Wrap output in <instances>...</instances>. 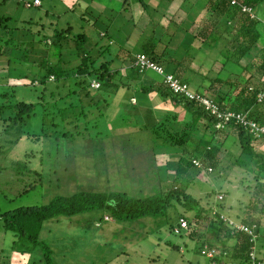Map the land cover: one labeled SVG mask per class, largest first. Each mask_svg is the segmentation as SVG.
I'll return each mask as SVG.
<instances>
[{"label":"rangeland","instance_id":"rangeland-1","mask_svg":"<svg viewBox=\"0 0 264 264\" xmlns=\"http://www.w3.org/2000/svg\"><path fill=\"white\" fill-rule=\"evenodd\" d=\"M33 1L9 0L7 5L3 3L0 5V16H12V20L3 25L7 26L0 29L1 35L7 37L5 39H10L12 36L16 49V45L27 41L11 56L12 63H9V60L0 61V84H3V86L0 85V91L8 87V81L12 86L11 80L15 78L28 76L26 80L31 81L37 72L47 71L46 66L34 68V60L42 61L49 55L52 62H58V57L61 56L57 55V57L53 52H61V47H52L54 50L52 53L43 48L30 49L27 56L29 63L24 62L23 50L31 43L45 38L46 34L55 32L58 28H67L69 23L76 27L74 34L78 35L83 31L88 34L90 42L86 45L87 49L94 47L96 41L100 39L99 34L104 36L110 32L112 36L116 35L117 38L113 37L116 43L112 44V54L107 55L117 58L116 54H118L117 65L123 63L119 68L123 76L128 73L126 66H132L133 59H138V56L143 54L138 38L141 33L146 37L148 14L135 0H81L79 4H77L79 0H41L36 1L38 6L43 3L40 8L26 6L27 2ZM1 2L3 0H0ZM132 2L134 6L130 9ZM177 2L175 0V3ZM263 9L264 6H260L258 14L262 13L264 17ZM46 11L49 12L48 16L45 14ZM83 16L85 19H82ZM43 24L46 30L40 35L38 29ZM201 25L192 29L194 33L192 34L194 36L198 34V39L201 32L205 30ZM153 29L156 30L154 33L156 37L160 35L163 28L159 25ZM119 38L122 40L117 41ZM230 39V46H236L237 38L234 34H231ZM52 40L54 39L51 38L48 42ZM202 43L203 40L196 42L198 47ZM0 45L5 46V42H0ZM203 45L205 46L206 43ZM263 48L264 39L253 49L251 56L245 59L244 63L258 61L264 54ZM77 53L79 50L74 41L65 47L62 54L67 67L73 68L75 63L80 61ZM196 53L203 58L193 60V66H205L203 71L209 75L210 71L206 65H212L211 60L206 58L204 50L195 51L194 54ZM124 57L126 58L122 61ZM215 64L212 69L217 75L222 63L220 61L218 66ZM4 67H6L5 70ZM228 67H231V64ZM229 72H232V67ZM235 74H238L237 71L229 76L238 77ZM262 75L256 68L252 84L259 83ZM154 76L156 80L160 79L159 75ZM177 77L183 81L179 76ZM201 80L199 79V82ZM202 81L201 85L206 81L205 86L209 87L211 84L209 80ZM22 83L15 86L19 98L37 100V91L33 92L29 85ZM185 83H188L195 91L206 90L205 87L200 88L189 82ZM221 91L225 94L228 87L223 85ZM132 95L139 101V108L134 107L143 112L142 108H146V93L141 91V88L134 87L130 91H125L124 96H118L112 100V107L107 112L108 116L105 115L102 120H89L87 129L86 120L79 122L78 127L75 123L66 124L65 130H71L72 134L78 130L81 133L87 132L85 139L75 138L77 136L66 138L59 132L57 120L55 125L53 120H46V122L41 120L42 111L40 110L38 115L22 128L19 125L8 129V122L0 120V210L2 213L21 206L45 205L58 196H69L81 191H120L135 197H145L168 186L174 173L168 171L167 161L169 159L172 162L175 161L176 159L171 158L170 154H181L183 150L175 146L165 147L162 141H156L151 132L142 126L146 120H114L125 114L129 115L126 112L127 109L130 112L134 111L130 101L124 105V112L117 106V103L120 105L123 103L122 97L126 99L129 96L131 100ZM207 95L215 98L213 94ZM168 107L178 109L174 104ZM144 113H138L139 117H143ZM110 117L112 119L109 120ZM205 121L202 122L203 126ZM123 122L125 124L123 127L115 126ZM217 126L220 128L221 125ZM108 134L112 136L109 137ZM226 135L218 134L215 144L228 138L226 145L230 147L234 140L231 137H234ZM170 167L173 168L174 165ZM233 168L235 170L232 169L229 173L230 180L220 179L216 176L217 174L210 175L206 169H203L197 184H192L189 191L196 193L200 200L197 205L190 203L191 210L188 216L195 218L196 214L202 212L201 220L193 225L197 230V238L189 237L190 227L182 236L173 234L167 224V218L149 217L120 223L111 216L104 221L107 212L95 211L48 222L42 231L41 239L54 250L55 264H213L214 262L210 259L222 253L225 247L224 241L227 242L225 248L229 249L234 246L235 241L228 239L226 230L213 234L218 227L210 226L212 223L207 218L208 210L212 207L216 212L217 201L221 200L220 197H224L226 198L224 204L227 206L225 217L230 218L231 223L236 227H243L238 219L245 216L244 209L247 204L253 205V201H256L261 205L264 202L262 193L256 195L259 188L254 175L245 172L244 177L236 176V171H240ZM197 172L198 170L193 168L189 175L196 176ZM162 181L167 182L162 183ZM260 182L264 183V180L261 178ZM224 185L225 189L222 188ZM32 186L37 188L32 189ZM213 190L217 191L213 194ZM224 190L230 192L226 194ZM178 209L179 211L172 210L168 218L177 220L179 213L187 212V207L179 205ZM213 221L219 224L218 220L213 219ZM193 226L192 229H194ZM259 242L264 251V235ZM177 244L180 245V251L174 248ZM203 244L207 245L206 252L200 255L199 247ZM210 245L217 249L210 251ZM40 250L36 244L28 240L20 241L13 233L6 232L3 220L0 218V264H47L46 261L42 262L33 255ZM29 255H33V260L29 258ZM227 261L230 264L232 262L230 259Z\"/></svg>","mask_w":264,"mask_h":264},{"label":"trees","instance_id":"trees-1","mask_svg":"<svg viewBox=\"0 0 264 264\" xmlns=\"http://www.w3.org/2000/svg\"><path fill=\"white\" fill-rule=\"evenodd\" d=\"M8 1L3 0L0 5L2 3L7 5ZM36 1L41 0H34L32 3L27 2L26 6L39 8L43 6V3L39 6L36 5ZM135 1L140 3L141 8L144 7L149 16L155 12L156 5L163 6V0ZM233 1L210 0L208 9L211 14L206 15L201 21L205 29L202 35L206 37L210 47L220 51L219 54L224 57V60L221 71L217 75L207 78L211 82L209 87L204 86L206 90L197 92L214 101L218 105L220 113L222 112V116L208 111L199 100L186 99L175 94L164 82V77L158 73L162 77V81L156 84L142 86L131 82L133 80L131 76L121 74L119 68L123 63L117 65L118 54H116L117 58L107 55L112 54V44L116 43V40L113 39L116 35L113 34L114 36H112L110 32L104 36L99 34L100 39L96 41L94 47L87 49L86 45L90 42L88 34L84 31L78 35L74 34L76 27L69 23L67 28H58L55 32L46 34L45 38L31 43L23 50L25 53L24 62L27 63H29L27 56L30 49L43 48L52 53L54 51L52 47L58 46L61 47V52L56 53L54 51L53 53L61 57L57 56L58 62H52L49 55L42 61L34 60V68L35 66H46L47 71L44 73L37 72L31 81L26 80L28 76L15 78L11 80L12 86L8 81V87L11 86L9 89L7 87L4 91H0V120L8 122V129L19 125L21 128L24 127L29 120L38 115V110H40L42 111L41 120L44 122L53 120V125L57 124V120L59 132L66 138L77 136L75 138L85 139L87 132L81 133L78 130L72 134L71 130H65L66 124L75 123L78 127L79 122L86 120L87 129L89 120H102L107 115L114 98L124 96L125 91H130L135 87L141 88L144 93L157 92L165 98L171 97L179 102L182 109L180 112H168L166 115H161L159 110L142 108L145 113L143 117H139L138 113L143 112L134 107H138V104L133 103L135 96L132 95L131 100L129 96L126 99L122 97L123 103L121 105L117 103V106L123 111L124 105L130 101L134 111L130 112L127 109L126 112L129 115L125 114V116L114 120H146L142 126L151 132L156 141H162L165 147H180L183 151L181 154H170L171 158L176 160L172 162L168 158L167 167L169 172L174 173V177L168 182L169 187L163 188L162 185V189L153 195L135 197L120 191H81L69 196H58L45 205L21 206L5 213L0 210V218L3 220L6 232L13 233L20 241L28 240L36 244L41 250L33 255H36L42 262L55 264L53 261L54 250L41 239V234L48 222L60 221L62 217L72 218L101 211L107 212L104 221L110 219L109 216H111L120 223L149 217L167 218V224H169L173 234L182 236L190 227L189 237L197 238V230L193 225L201 220L202 212L196 214L195 218L189 217L188 212L191 210L190 203L197 205L200 197L189 190L192 184L198 181L203 169H206L210 175L217 174L216 176L225 181L230 180L229 173L232 169L235 170L233 167L240 171H236V176L244 177L245 172L251 173L257 180V187L259 188L256 195L260 193L264 195V183L260 182L261 178L264 180V133L256 136L250 125L253 122L259 127H264V54L260 56L258 61L255 60L249 64L244 63V60L251 56L253 49L264 39V17L261 15L262 13L258 14L256 11V8L264 0H235L237 4H233ZM80 2L81 0L77 4ZM133 3L130 4V9L134 6ZM244 6L252 8L253 12H244ZM45 14L48 16L49 12L46 11ZM82 19H85V16ZM212 19L216 20L213 27H211ZM10 20H12L10 15L7 17L0 16V29L6 27L7 25L3 26L4 23ZM40 27L38 34L46 30L44 24ZM222 28H230L233 31L235 38H237L236 46L231 47L229 46L230 43L220 42L219 33ZM5 38L7 37L0 33V42H5V46L0 45V61L9 60V63H12L11 56L27 41L16 45V49L13 37ZM51 38L54 40L49 43L48 40ZM155 38L152 36V39L143 46L144 51L142 53L161 64L154 52L157 48ZM119 40L122 38L117 39V41ZM72 41L75 42L77 50H79L77 55L80 61L75 63L73 68H69L65 64L62 52ZM17 59L20 61L19 58ZM136 60L133 59L131 68L127 67V69H130L132 76L146 74L148 71L142 72L141 67L135 64ZM229 64H231L232 72L237 71L238 74L235 75L238 77L231 78L232 76H229L232 73L229 72L231 68L228 67ZM256 68L263 75L259 83L253 85V79H255L253 74ZM14 69L17 70L18 68L14 67ZM168 69L166 68L168 74L177 75V72ZM177 76L183 81L191 83V78ZM18 83L29 85L33 92L37 91V100L19 98L15 89ZM95 84H99V86H95ZM0 85L3 86V84ZM223 85L228 87L225 94L221 91ZM208 93L213 94L215 98L208 96ZM229 114L233 115L228 117ZM110 119L112 118L110 117ZM204 120L206 121L203 126ZM124 125L123 122L115 126L123 127ZM217 125H221L220 128ZM62 126L64 127L62 128ZM220 133L227 134V137H234H231L234 140L230 147L226 145L228 138L221 140L223 144L219 142L215 144L217 135ZM108 136L112 135L108 134ZM223 146L226 148L224 147V149ZM236 149L239 150L236 151ZM225 150L227 152L224 153ZM172 164L174 165L173 168L170 167ZM193 168L198 170L196 176L189 175ZM165 182L167 181H162V183ZM224 187L225 185L222 188L225 189ZM34 188L37 186H32V189ZM229 190L224 191L228 194ZM216 191L213 190V194ZM220 199L217 201L218 209L216 212L211 207L208 210L207 218L212 223L210 226L218 227L213 234L222 233L226 230L228 239H233L235 243L229 249L225 248L227 242L224 241L225 247L222 253L215 255L210 260L214 262L213 264H224L228 259L232 261L231 264H264V251L261 248L262 244H259L260 238L264 235V202L260 205L253 201V205L249 203L245 207V216L239 218L238 222L248 228L247 231L236 227L235 224L231 223L230 218L225 217L227 206L224 204V199L226 198ZM179 205L187 207V212L179 213L177 220L168 218L172 210L179 211ZM213 219L218 220L219 224H216ZM182 220L187 221V227L182 226ZM186 245H188L187 242ZM206 247L205 244L201 245L198 253L202 255L206 252ZM174 248L180 251L179 244L175 245ZM216 249L217 247L210 245V251ZM29 256L33 260L32 256ZM226 264H230V262L227 261Z\"/></svg>","mask_w":264,"mask_h":264},{"label":"crops","instance_id":"crops-1","mask_svg":"<svg viewBox=\"0 0 264 264\" xmlns=\"http://www.w3.org/2000/svg\"><path fill=\"white\" fill-rule=\"evenodd\" d=\"M177 1L178 2L175 3V0H163V6H155V12L151 16L148 15L146 17V37L142 36V33L140 34V38H138L139 46L141 47V52H143V46L147 44L150 39H152V36H155L154 33H156V30H154L153 27L161 25L163 29L160 32V35H157L155 38L157 48L154 52L156 57L159 58L161 64L165 66V68H169L168 70L172 72H177V75H181L184 78H191L190 81L193 86L202 88L207 82L206 81L203 85H201L202 80H208L207 78H209L211 74L213 76L216 75L215 73H213V65L216 62H218L217 64H219L220 61L221 63H223L224 60V57L219 54L220 51H218V49H215L214 47H210L208 45V41L206 40V37H204V35L201 34V39H198V34L194 36V33L192 32V29H195L202 24L201 21L204 17H206V15H208L209 13L211 14L208 9L210 0ZM260 6H264V1ZM258 8H256L257 13ZM156 16H158V18ZM150 24H153L154 26L149 27L148 25ZM214 24L215 19H212L211 27H213ZM231 34L234 33L230 30V28H222L219 33V36L221 38L220 42L227 44L231 43ZM143 38L144 40H142ZM199 40H203V43H206V45L202 46V43L198 47V44H196V42ZM201 50H204L206 52V58L211 60L212 63V65H206V68L208 67L207 69L210 71L209 75L208 73H204L203 71V69H205V66H200L203 68L193 66V60L196 61L203 58L199 57L197 53L194 54L195 51L200 52ZM125 58L126 57H124L122 60L124 61ZM126 71L128 73L125 74V76H131V78L133 79L131 82L136 83V85L140 84L142 86H149L162 81V77L160 75V79L158 78V80H156L154 75L158 74L153 71H148L146 74H140L136 76H132V73L130 69H127V66ZM199 79L202 80L199 82ZM133 98L135 100L133 101V103L139 104L138 99L136 97ZM157 102L159 103L158 105ZM172 104L176 105L179 110L176 108L168 107V105L171 106ZM149 108L159 110L161 115H166L168 112H180L182 106L179 105V102L175 101L173 98L169 100V98H165L157 92H146V109Z\"/></svg>","mask_w":264,"mask_h":264},{"label":"built area","instance_id":"built-area-1","mask_svg":"<svg viewBox=\"0 0 264 264\" xmlns=\"http://www.w3.org/2000/svg\"><path fill=\"white\" fill-rule=\"evenodd\" d=\"M233 4H237V2L234 0ZM244 12L250 11L253 12L252 8L244 6L243 7ZM254 16V15H253ZM139 58L135 62L136 65L141 67V71H154L161 76L164 77V82L167 84V86L177 95L183 96L186 99L191 100H199L203 105L206 106V109L208 111H212L214 114H219L222 116V112L220 113L218 105L209 99L208 97H204L200 95L197 91L193 90L188 83H185L178 79V77L174 74H168L166 72V68L157 63L156 61L152 60L147 54L143 53L141 56H138ZM95 86H99V84H95ZM233 114H229L228 117H231ZM247 123V122H246ZM250 125L253 128V131L255 135L259 136L262 133H264V127H259L256 123L251 122ZM221 198V197H220ZM223 198V197H222ZM182 226L187 227V221L182 220ZM241 229H245L248 231V228L245 226L239 227Z\"/></svg>","mask_w":264,"mask_h":264},{"label":"clouds","instance_id":"clouds-1","mask_svg":"<svg viewBox=\"0 0 264 264\" xmlns=\"http://www.w3.org/2000/svg\"><path fill=\"white\" fill-rule=\"evenodd\" d=\"M162 65V64H161Z\"/></svg>","mask_w":264,"mask_h":264}]
</instances>
